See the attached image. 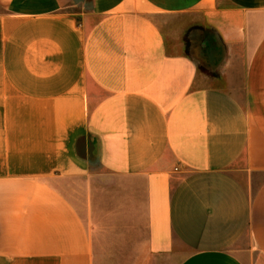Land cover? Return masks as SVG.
I'll use <instances>...</instances> for the list:
<instances>
[{"label":"crops","instance_id":"crops-1","mask_svg":"<svg viewBox=\"0 0 264 264\" xmlns=\"http://www.w3.org/2000/svg\"><path fill=\"white\" fill-rule=\"evenodd\" d=\"M0 264H264V0H0Z\"/></svg>","mask_w":264,"mask_h":264}]
</instances>
